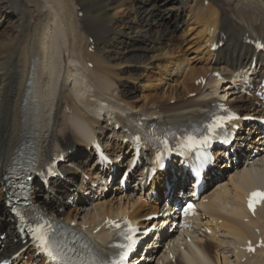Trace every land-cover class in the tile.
<instances>
[{
	"label": "bare ground",
	"instance_id": "obj_1",
	"mask_svg": "<svg viewBox=\"0 0 264 264\" xmlns=\"http://www.w3.org/2000/svg\"><path fill=\"white\" fill-rule=\"evenodd\" d=\"M102 6L115 12L96 17L93 9ZM189 25L192 32L183 33ZM16 28L19 38H9ZM113 34L121 46L109 56L100 43ZM261 41L264 0H0V235L6 242L0 260L51 264L28 237L23 242L20 222L4 206L5 176L22 148L36 154L38 170L59 159L58 170L66 176L51 178L46 186L37 174L32 200L88 234L98 250L110 252L116 242L110 222L129 217L149 225L147 217L159 210L154 191L162 195L167 180L170 194L176 193L187 172L172 157L164 167L155 164L147 185L140 172L126 192L117 184L106 186L103 179L114 172L91 159L93 142L98 139L111 157L125 161L131 145L125 142L128 121L147 128L188 124L223 99L238 112L235 122L247 126L230 146L215 149L225 163L215 161L207 174L221 181L198 203L192 230L186 236L163 230L142 264H264V246L255 253L244 249L247 240L256 244L264 238V204L255 215L245 207L249 192L264 188L259 122L264 104L256 93H264L257 79L264 73V53L253 46ZM194 42L198 52H188ZM194 58L198 66L192 65ZM149 71L150 77L144 75ZM242 86L252 95L241 93ZM144 154L142 162L148 160L142 167L152 158L150 150ZM55 193H64L58 203L46 200Z\"/></svg>",
	"mask_w": 264,
	"mask_h": 264
},
{
	"label": "rangeland",
	"instance_id": "obj_2",
	"mask_svg": "<svg viewBox=\"0 0 264 264\" xmlns=\"http://www.w3.org/2000/svg\"><path fill=\"white\" fill-rule=\"evenodd\" d=\"M115 12V10L114 9H109L107 6H102V7H99L98 9H93V13L95 14V15H97L96 17H100V15L101 16H105V17H109V16H112L113 15V13ZM82 15V16H81ZM130 16H134V14H132V15H130ZM80 17H83V12H81L80 13ZM5 19H7V18H5ZM10 20H11V18H9L7 21H5V24L3 25V27H1L2 29H4L5 28V26H7L9 23L8 22H10ZM13 20H15V17H13ZM117 24H120V23H117ZM187 26V25H186ZM185 26V27H186ZM184 27V28H185ZM189 27V28H188ZM187 27V29H186V31H184L183 33H186V32H188L187 34H189V33H191L192 31V27H193V25H189ZM111 28H117V30H121L122 31V29L120 28V27H118V26H116V25H114V26H112ZM1 29V30H2ZM17 28L16 29H13V30H11L10 32L11 33H9V38H12L13 39V37L17 40L18 38H19V32H17ZM198 30L199 29H197V30H193V32H194V34L193 35H191L190 37L192 38L194 35H195V33H197L198 32ZM14 33V34H13ZM17 33V34H16ZM180 33H178V40H180V35H179ZM116 35V34H115ZM114 34L112 35V37H110V38H108L106 41H104V42H101L100 43V47H101V49L102 50H106L105 52L107 53V55H109V56H111L112 55V53L114 52L113 50L115 49V47L114 46H116V47H118V46H121L119 43H115V39H116V36H115ZM188 36V35H187ZM189 37V38H190ZM197 38V40H198V36L196 37ZM177 40V41H178ZM181 41H183L182 39H181ZM106 43V44H105ZM112 46H113V49H112ZM186 47H188V45H186ZM194 49H197V52H198V49H199V47H198V45H197V42H196V44H195V42L193 43V47H192V49L189 51L188 50V52H192ZM194 55H195V53L194 54H191V55H189L190 57H194ZM199 58V57H198ZM198 58H194L193 60H191V62H192V65L193 66H198V65H196L197 64V61L199 60ZM196 59V60H195ZM163 64V63H162ZM149 75L150 74V71L148 72V73H144V75ZM147 76H143L144 77V79H146L147 80ZM148 77H150V75L148 76ZM145 80V81H146Z\"/></svg>",
	"mask_w": 264,
	"mask_h": 264
},
{
	"label": "snow or ice",
	"instance_id": "obj_3",
	"mask_svg": "<svg viewBox=\"0 0 264 264\" xmlns=\"http://www.w3.org/2000/svg\"><path fill=\"white\" fill-rule=\"evenodd\" d=\"M252 196V199L250 200L249 202V207H252L253 204L255 202H257L258 200H264V192H253L251 194ZM190 207V206H189ZM37 232L39 233L40 232V229H37ZM37 239L40 241V243L42 245H48L49 241H48V237L46 235H43V234H40L37 236ZM130 239V237H129ZM134 243V241H133ZM118 247H123V245H118ZM46 251H48V254L49 256L53 259V260H56L58 257L56 255L53 254V251L51 248H47L45 249Z\"/></svg>",
	"mask_w": 264,
	"mask_h": 264
}]
</instances>
